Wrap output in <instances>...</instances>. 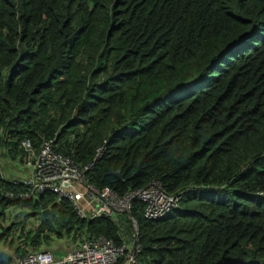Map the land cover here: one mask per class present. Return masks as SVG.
I'll return each mask as SVG.
<instances>
[{
    "label": "trees",
    "instance_id": "1",
    "mask_svg": "<svg viewBox=\"0 0 264 264\" xmlns=\"http://www.w3.org/2000/svg\"><path fill=\"white\" fill-rule=\"evenodd\" d=\"M26 140L82 168L106 142L88 183L182 195L155 221L134 206L142 264H264V0H0V167L23 165ZM4 176L0 264H14L5 245L24 256L131 232L126 214L87 221Z\"/></svg>",
    "mask_w": 264,
    "mask_h": 264
},
{
    "label": "built area",
    "instance_id": "2",
    "mask_svg": "<svg viewBox=\"0 0 264 264\" xmlns=\"http://www.w3.org/2000/svg\"><path fill=\"white\" fill-rule=\"evenodd\" d=\"M105 144L97 150L95 161L82 168L67 156L56 152L52 140L45 142L39 152L32 149L31 143L26 140L22 145L28 154L21 167L26 169L28 177L25 175L19 181L15 177L12 179L28 187V191L18 197L31 199L37 194L53 192L60 199L69 200L78 215L87 221L116 219L119 214H126L131 232L126 234L127 230L123 227L120 244L105 236L84 234L61 256L53 250H33L18 256L5 245L3 250L13 257L14 264H142L139 226L132 215L134 206L141 204L144 218L155 221L179 209L182 195L168 193L158 181L123 196L110 188L98 189L91 185L86 174L103 156ZM0 176L5 177L1 169ZM8 197L14 199L15 195L11 193Z\"/></svg>",
    "mask_w": 264,
    "mask_h": 264
},
{
    "label": "rangeland",
    "instance_id": "3",
    "mask_svg": "<svg viewBox=\"0 0 264 264\" xmlns=\"http://www.w3.org/2000/svg\"><path fill=\"white\" fill-rule=\"evenodd\" d=\"M218 68H219V66H218ZM217 74H218V71L216 70V71H214V73L206 75L204 78L200 79L199 81H197L195 83H192V84L187 85V86L182 87V88H178L177 90L173 91V93L170 94L165 99L166 103H169V102L175 100L180 95L189 94L193 90L198 89L201 86L207 85L212 79H214V77L217 76ZM20 166H21L20 161L17 164L13 161L9 162L7 160H4L1 162L0 169L5 175H8V177L10 176V177H16V178L20 177L21 178L25 175H26V177H28L26 169H24L22 167L20 168ZM12 214L15 215V210L10 211L9 218H8L9 220H11ZM16 217L19 218L20 216H16Z\"/></svg>",
    "mask_w": 264,
    "mask_h": 264
},
{
    "label": "crops",
    "instance_id": "4",
    "mask_svg": "<svg viewBox=\"0 0 264 264\" xmlns=\"http://www.w3.org/2000/svg\"><path fill=\"white\" fill-rule=\"evenodd\" d=\"M20 168H21V166H20ZM10 211H12V209ZM8 221L12 222V219L11 220L8 219ZM17 221L19 222V220H17ZM33 224H35V221L33 222V220H32L31 225H33ZM29 228H31V227H28V229ZM52 242L54 245H50V248H48V249L53 250L54 253L59 255V256L65 255L70 250L71 245H72V244L68 245V239L55 240L53 238Z\"/></svg>",
    "mask_w": 264,
    "mask_h": 264
},
{
    "label": "water",
    "instance_id": "5",
    "mask_svg": "<svg viewBox=\"0 0 264 264\" xmlns=\"http://www.w3.org/2000/svg\"><path fill=\"white\" fill-rule=\"evenodd\" d=\"M117 175L120 176L119 173H117Z\"/></svg>",
    "mask_w": 264,
    "mask_h": 264
}]
</instances>
